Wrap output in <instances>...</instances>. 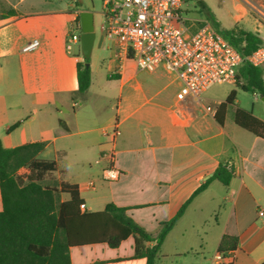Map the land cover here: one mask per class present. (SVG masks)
Masks as SVG:
<instances>
[{"label":"crops","instance_id":"1","mask_svg":"<svg viewBox=\"0 0 264 264\" xmlns=\"http://www.w3.org/2000/svg\"><path fill=\"white\" fill-rule=\"evenodd\" d=\"M85 1L0 0L4 147L45 142L39 157L55 161L57 170L46 174L43 184L57 189L61 183L76 185L88 212L103 211L109 203L127 208V215L153 237L208 183L167 235L155 264H264V138L236 122L239 108L264 122V99L254 93L262 102L247 105L241 94L249 93L228 84L230 93L237 91L234 103L225 105L230 94L212 100L206 95L210 87L202 102L179 101L173 75L163 68L139 71L133 59L121 66L115 42L104 35L99 50L105 52L106 81L98 82L90 64L91 86L79 94L77 66L84 57L79 44L72 51L67 45L80 13L93 12ZM197 2L222 29H244L264 41V21L254 11L264 8V0ZM187 21L190 32L211 24L202 15ZM33 40L39 47L23 52ZM207 105H213L214 113L206 111ZM117 121L121 135L115 164L122 175L108 182L102 178L106 163L98 160L109 147L105 131ZM220 165L233 172L229 185L212 180ZM60 198L66 201L69 195ZM225 236L237 238V247L218 261ZM134 247L133 237L117 248L73 247L71 264H146L145 258H133Z\"/></svg>","mask_w":264,"mask_h":264},{"label":"trees","instance_id":"2","mask_svg":"<svg viewBox=\"0 0 264 264\" xmlns=\"http://www.w3.org/2000/svg\"><path fill=\"white\" fill-rule=\"evenodd\" d=\"M202 9L215 30L244 58L237 71L236 88L258 93L264 99V69L253 66L246 59L264 45L263 39L257 33L240 28L222 29L215 15L204 5ZM86 62L90 63V60L84 59L77 66L78 93L81 95L89 90L92 83L91 67H86ZM236 96L237 91L233 90L225 105L234 103ZM236 122L264 138V122L252 112L239 108ZM45 146V142H36L6 148L0 139V264H71L73 247L106 244L117 248L130 237L135 241L133 258H145L146 264H155L167 235L193 198L208 184L199 187L175 217L162 223L159 235L153 237L127 215V208L109 203L103 211H82L84 201L76 185L61 183V188L57 189L43 184L44 176L57 170L55 161L39 157ZM21 169H26L29 174L19 175ZM232 177L233 172L220 165L212 180L229 185ZM61 193L68 194L69 199L61 201ZM236 247L237 238L225 236L219 253H227Z\"/></svg>","mask_w":264,"mask_h":264},{"label":"built area","instance_id":"3","mask_svg":"<svg viewBox=\"0 0 264 264\" xmlns=\"http://www.w3.org/2000/svg\"><path fill=\"white\" fill-rule=\"evenodd\" d=\"M182 6L183 0H103L102 34L115 42L121 66L127 59H133L139 71L155 72L163 68L179 85V101L202 102L210 86L236 83L244 58L211 24L190 32ZM254 11L264 21V10L255 7ZM80 35L81 21L77 20L68 38V51L80 45ZM39 44L38 40H33L24 45L22 51L33 52ZM246 59L264 69V45ZM205 109L214 113L213 105ZM120 135L118 121L105 131L109 147L98 163H106L102 178L108 182L117 181L122 175L115 164ZM88 185L93 187L94 182ZM81 209L85 211V204ZM228 254L231 256L233 252ZM215 258L220 261L224 257L218 253Z\"/></svg>","mask_w":264,"mask_h":264},{"label":"rangeland","instance_id":"4","mask_svg":"<svg viewBox=\"0 0 264 264\" xmlns=\"http://www.w3.org/2000/svg\"><path fill=\"white\" fill-rule=\"evenodd\" d=\"M85 2L92 9L94 13V25H95L96 35H97L96 42L94 45V50L90 58V64H93L94 74L98 82L102 81L104 83L106 81L104 77V74L106 72V67L103 64L102 57L105 55L104 54L105 52L102 53L99 50L100 40L103 37V34H102V26L104 24V17L102 15L103 0H86ZM1 9L2 8L0 6V12H1ZM261 9L264 10V8H261ZM182 12H183L184 17L187 19H192V18L199 17L200 15L202 16L205 15L202 9V4L197 2V0H183ZM76 48H79V47H76ZM230 87L231 85H228V84L226 85L215 84V85L210 86L209 91L206 95L212 100H222V99H225L226 94H230ZM241 95H243L241 96L242 102H244L247 105H251L255 101L259 103L262 102L260 97L256 99L255 97L256 95L252 93L241 94Z\"/></svg>","mask_w":264,"mask_h":264},{"label":"water","instance_id":"5","mask_svg":"<svg viewBox=\"0 0 264 264\" xmlns=\"http://www.w3.org/2000/svg\"><path fill=\"white\" fill-rule=\"evenodd\" d=\"M80 21H81L80 47L84 59L88 61L91 58L97 37L95 31V25H94L93 12L91 11L81 12ZM86 67H90L89 62H86Z\"/></svg>","mask_w":264,"mask_h":264}]
</instances>
